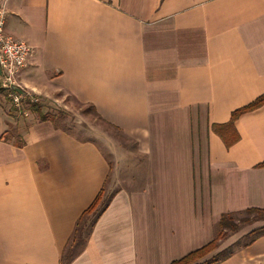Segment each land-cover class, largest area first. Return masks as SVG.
I'll list each match as a JSON object with an SVG mask.
<instances>
[{
  "label": "crops",
  "instance_id": "1",
  "mask_svg": "<svg viewBox=\"0 0 264 264\" xmlns=\"http://www.w3.org/2000/svg\"><path fill=\"white\" fill-rule=\"evenodd\" d=\"M6 8L5 31L33 47L18 77L42 113L88 107L140 154L131 171L133 151L103 148L119 146L109 134L30 120L0 93V264H62L101 194L111 201L69 264H170L209 243L222 214L264 209V105L231 120L264 94V0ZM219 264H264V235Z\"/></svg>",
  "mask_w": 264,
  "mask_h": 264
},
{
  "label": "trees",
  "instance_id": "2",
  "mask_svg": "<svg viewBox=\"0 0 264 264\" xmlns=\"http://www.w3.org/2000/svg\"><path fill=\"white\" fill-rule=\"evenodd\" d=\"M0 93L6 96L4 89L1 87ZM263 105L264 94L247 106L239 108L233 112L231 120L234 121L242 114L253 111ZM25 107H27L31 112L37 114L41 119H46L47 117H54V119L57 118V116L43 114L42 104L40 102L29 103L26 101ZM60 115L65 116L66 114L64 112H60ZM111 197L112 196L110 195L106 197H103L102 194L99 195L91 207L80 217L67 247L63 252L61 260L62 264H69L78 255L81 248L86 243L94 223L110 203ZM241 214H245L246 216L239 217ZM252 214L255 216L252 217ZM258 220H264V209L249 208L243 211L224 213L217 224L215 237L209 243L189 252L179 259L172 261L170 264H219L232 256L237 247H247L259 237L263 236L264 224L254 227L242 235L234 243L220 249L213 256L208 257L210 253L219 248V240L226 238L230 232L236 233L240 231L243 226L250 225Z\"/></svg>",
  "mask_w": 264,
  "mask_h": 264
},
{
  "label": "built area",
  "instance_id": "3",
  "mask_svg": "<svg viewBox=\"0 0 264 264\" xmlns=\"http://www.w3.org/2000/svg\"><path fill=\"white\" fill-rule=\"evenodd\" d=\"M6 3L7 0H0V87L4 89L11 106L29 116L32 112L25 107V102H40V99L21 85L18 76L28 65L33 47L26 40L5 31Z\"/></svg>",
  "mask_w": 264,
  "mask_h": 264
},
{
  "label": "rangeland",
  "instance_id": "4",
  "mask_svg": "<svg viewBox=\"0 0 264 264\" xmlns=\"http://www.w3.org/2000/svg\"><path fill=\"white\" fill-rule=\"evenodd\" d=\"M78 106H74L73 108H71V110L66 109V115L65 116H61L60 112H64L61 111L59 109H56L54 107H51V109L49 111H47V114L50 115H54V116H59V120L61 122H65L66 124L74 125V124H79L77 125V129H75V132L78 133L79 135L83 136V137H87V138H91V139H95L99 142H104L103 138L105 137V135L109 134L111 136V138L116 139L118 141L119 146H115V144H110L108 143L107 145H103V148L108 151V149H111L113 152L117 153L115 149H117V147H124L125 149H129L131 151H133V159L131 161H129L128 165L131 167V171L137 166V159L139 157V152H134L137 151V147L134 143V141L132 139H129L125 136H123L122 134H120L118 131H116L115 129H113L112 127L107 126L105 123H103L96 115L95 113L89 109L88 107H82V108H77ZM63 110V109H62ZM65 113V112H64ZM26 117H30V120H34L37 119V114L35 113H31L29 116ZM105 134V135H104ZM116 147V148H115ZM112 154V153H111ZM246 216L245 214H241V216ZM255 216L254 214H252V217ZM264 220H258L250 225H245L243 226V228L236 232H230L229 235L224 238V239H220L219 240V248L216 249L215 251H213L212 253H210L208 255V257L213 256L215 253H217L220 249L225 248L227 246H229L230 244H232L237 236L239 234H241L242 232L246 233L248 230H251V228L256 227L260 224H263Z\"/></svg>",
  "mask_w": 264,
  "mask_h": 264
}]
</instances>
